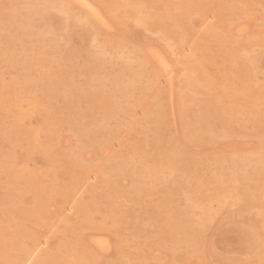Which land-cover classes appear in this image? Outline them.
I'll use <instances>...</instances> for the list:
<instances>
[{"label": "rangeland", "instance_id": "rangeland-1", "mask_svg": "<svg viewBox=\"0 0 264 264\" xmlns=\"http://www.w3.org/2000/svg\"><path fill=\"white\" fill-rule=\"evenodd\" d=\"M74 1L0 0V264H264V0Z\"/></svg>", "mask_w": 264, "mask_h": 264}, {"label": "bare ground", "instance_id": "bare-ground-1", "mask_svg": "<svg viewBox=\"0 0 264 264\" xmlns=\"http://www.w3.org/2000/svg\"><path fill=\"white\" fill-rule=\"evenodd\" d=\"M74 2H76V3L78 4L77 0H75ZM80 2H82V1H80ZM80 2H79V3H80ZM81 4H82V3H81ZM83 4L85 5V3H83ZM83 4H82V5H83ZM89 4H90V3H89ZM88 6L90 7V5H88ZM81 7H82V6H81ZM84 7H85V6H84ZM84 7H83V8H84ZM86 7H87V6H86ZM91 8H92V7H91ZM88 9H90V8H88ZM94 11H95V10H94ZM95 12H96V11H95ZM97 13H99V12H97ZM97 13H95V14L98 15ZM92 14H93V9H92ZM96 15H95V16H96ZM98 18H99V17H98ZM150 54H152V52H151ZM152 55H153V54H152ZM153 56H154V55H153ZM157 56H158V58L160 57L158 54H157ZM156 58H157V57H156ZM156 58H155V59H156ZM164 60H165V59H163V61H164ZM161 61H162V60H161ZM161 61H160L161 65H162V66L165 68V70H166L169 66H167V64L164 63L165 61H164V62H163V61L161 62ZM166 72H167V71H166ZM170 72H171V71H170ZM170 75H171V74H170ZM167 80H168V79H167ZM167 82L169 83L170 81H167ZM167 82H166V83H167ZM163 84H164V83H163Z\"/></svg>", "mask_w": 264, "mask_h": 264}]
</instances>
